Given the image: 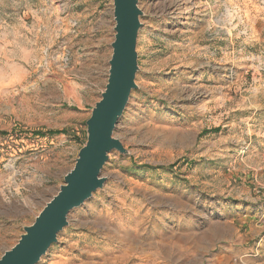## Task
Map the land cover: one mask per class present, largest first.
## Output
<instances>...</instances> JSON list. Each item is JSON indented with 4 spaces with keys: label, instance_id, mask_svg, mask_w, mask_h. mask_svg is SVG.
<instances>
[{
    "label": "rangeland",
    "instance_id": "rangeland-1",
    "mask_svg": "<svg viewBox=\"0 0 264 264\" xmlns=\"http://www.w3.org/2000/svg\"><path fill=\"white\" fill-rule=\"evenodd\" d=\"M139 6L138 89L115 130L128 153L38 264H264V0ZM113 11L0 0V258L87 140Z\"/></svg>",
    "mask_w": 264,
    "mask_h": 264
},
{
    "label": "water",
    "instance_id": "water-1",
    "mask_svg": "<svg viewBox=\"0 0 264 264\" xmlns=\"http://www.w3.org/2000/svg\"><path fill=\"white\" fill-rule=\"evenodd\" d=\"M115 39L109 61V76L101 98L86 121L87 140L74 167L65 175L58 192L46 203L35 221L24 227L18 242L5 251L0 264H38L59 234L69 226V215L104 187L102 172L113 151L127 154L124 143L115 137L132 93L138 89L140 70L137 51L144 12L139 0H113Z\"/></svg>",
    "mask_w": 264,
    "mask_h": 264
},
{
    "label": "trees",
    "instance_id": "trees-1",
    "mask_svg": "<svg viewBox=\"0 0 264 264\" xmlns=\"http://www.w3.org/2000/svg\"><path fill=\"white\" fill-rule=\"evenodd\" d=\"M218 129H216L215 131H217ZM67 130L66 129H62V130H48V131H42V130H38V131H35V134L36 135H41V136H44V135H53V134H60V133H66ZM207 132V131H206ZM209 132V131H208Z\"/></svg>",
    "mask_w": 264,
    "mask_h": 264
}]
</instances>
